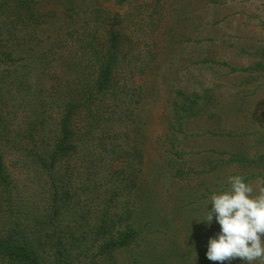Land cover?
I'll return each mask as SVG.
<instances>
[{"label": "trees", "instance_id": "1", "mask_svg": "<svg viewBox=\"0 0 264 264\" xmlns=\"http://www.w3.org/2000/svg\"><path fill=\"white\" fill-rule=\"evenodd\" d=\"M234 1L0 0V264H98L139 247L156 157L165 190L190 191L179 202L205 197L181 167L187 131L172 127L185 92L172 131L151 130L141 111L157 83L140 55L224 42ZM204 242L190 247L203 261Z\"/></svg>", "mask_w": 264, "mask_h": 264}, {"label": "crops", "instance_id": "2", "mask_svg": "<svg viewBox=\"0 0 264 264\" xmlns=\"http://www.w3.org/2000/svg\"><path fill=\"white\" fill-rule=\"evenodd\" d=\"M194 51L190 47L182 51L185 57L176 79L186 72L188 81L181 77L179 88L185 92L186 108L184 113L177 111L184 119L172 127L187 131L180 146L186 159L181 167L188 175L192 171L203 176L199 197H205L199 200L211 208V194L225 189L229 176L241 175L246 183L264 180V150L249 145L264 142V49L248 53L254 58L247 65L236 64L238 59L233 58L236 54L244 60L246 52L241 49H223L222 58L213 44L199 48L198 54Z\"/></svg>", "mask_w": 264, "mask_h": 264}, {"label": "rangeland", "instance_id": "3", "mask_svg": "<svg viewBox=\"0 0 264 264\" xmlns=\"http://www.w3.org/2000/svg\"><path fill=\"white\" fill-rule=\"evenodd\" d=\"M227 6L229 11L236 15L234 20L230 18V29H224L223 26L218 29V35L224 37V42H216L214 46L218 49V57L220 58L225 55L222 52L223 49L243 50L246 52L243 61L239 59L242 56L236 54L233 55V58L238 59L236 64L247 65L251 62V58H254L253 56L247 57L248 53H253L255 50L262 52L264 49V0H236ZM128 10L129 13H133L132 7H129ZM236 30H240L242 34L235 32ZM48 34L49 32L46 35L43 34V37ZM148 39L142 38V40H146V43H149ZM209 45L203 44L200 48H208ZM180 51L181 49L169 50L168 48L152 50L150 47H146L140 55L142 61L149 67L151 66L150 70L155 74L154 81L151 79L148 81V87L150 83H157L154 91L147 90V97L141 111L148 118L151 130L172 131L167 127L170 123L169 119H176L177 115L176 111L173 110L172 102L176 100V92L180 88V78L184 77V73H186L182 72L176 79L175 73L181 68L180 60L185 57L184 52L178 54ZM132 55L136 56V54ZM165 76L167 80H165ZM183 79L188 81L185 77ZM183 89L189 91L186 87ZM256 132L258 133V131ZM244 140L246 141L245 138ZM249 145L264 150V142H258L255 145L251 142ZM152 157L151 155L148 158L149 163L152 161ZM156 160L157 168L153 167V172L149 169L145 170L146 175L151 172L154 177L158 176L155 178V182H157L156 193L143 189L139 196L141 206L138 215L136 214L135 225L140 227L142 231L139 238L140 246L117 251L111 258H105L98 264H210L209 260L203 261L202 247L198 251H191L190 247L195 246V244L203 246L205 240L208 241L212 235L214 237L219 232V225L215 218H213L211 225L202 222L205 219L206 207L203 206L200 209V204H202L200 200L188 197L185 198L184 202L178 201L187 193L188 189L183 192L179 191L174 184L175 187H172L170 193L165 190L170 173L163 161L158 160L157 157ZM169 168L171 169L170 166ZM190 174L189 178L193 179L191 183L193 195H200L203 192V186L200 184L203 176H196L192 171ZM145 178L149 179V176H145ZM250 184L256 186L255 181H251ZM188 192L190 193V191ZM189 201H193L192 209L186 208V206L182 208V205ZM208 209L210 210V208ZM225 264H244V262L235 259L231 262H225Z\"/></svg>", "mask_w": 264, "mask_h": 264}, {"label": "clouds", "instance_id": "4", "mask_svg": "<svg viewBox=\"0 0 264 264\" xmlns=\"http://www.w3.org/2000/svg\"><path fill=\"white\" fill-rule=\"evenodd\" d=\"M227 187L209 198L204 223L213 218L219 232L207 242L206 258L214 264L240 259L244 264H264V180L254 187L241 175L227 178Z\"/></svg>", "mask_w": 264, "mask_h": 264}]
</instances>
